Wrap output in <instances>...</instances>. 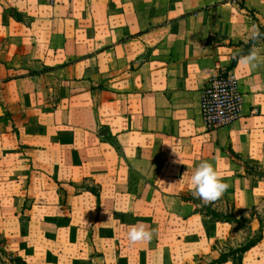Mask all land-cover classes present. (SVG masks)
<instances>
[{
	"label": "crops",
	"instance_id": "1",
	"mask_svg": "<svg viewBox=\"0 0 264 264\" xmlns=\"http://www.w3.org/2000/svg\"><path fill=\"white\" fill-rule=\"evenodd\" d=\"M250 12L264 24V0H0V254L195 264L216 242L239 245L235 225L198 212L190 177L213 162L228 187L208 203L235 219L264 202V179L229 153L264 167V63L232 68L233 123L210 129L202 112ZM137 224L150 241H129ZM243 264H264V231Z\"/></svg>",
	"mask_w": 264,
	"mask_h": 264
},
{
	"label": "trees",
	"instance_id": "2",
	"mask_svg": "<svg viewBox=\"0 0 264 264\" xmlns=\"http://www.w3.org/2000/svg\"><path fill=\"white\" fill-rule=\"evenodd\" d=\"M258 21V20H257ZM248 52H241L237 55L233 56V63L231 68L227 69L229 71L232 70V68L236 65L237 61L240 59L242 55H246ZM231 157L237 161H242L244 163V159L241 155L235 153L233 150L229 151ZM255 166H248L246 163H244L245 170L247 176L253 178V179H263L264 175V167L254 163ZM261 170V171H260ZM98 189L92 188V187H86L84 186L85 190H89L93 192L100 200V189L101 187L97 185ZM207 206V205H206ZM205 205H201V207L198 209V212L204 214L205 216L209 217L212 222H227L233 225L237 224H246L244 225L245 229L248 230L249 236L246 239L245 242L239 244L238 246H228L229 242L221 243L216 242L213 246L214 250L218 251L219 255L216 258H212L208 264H225L229 261L234 262V264H243V258L244 255L249 251L251 248L256 246L261 240L263 239V231H264V222L262 219H259L260 226L258 229H254L253 226L249 223L254 220V217L251 220H247L245 218L241 219H235L233 210L230 213H224L221 211L216 210L213 208V204L209 203L207 210H204ZM255 210V209H253ZM205 256H202L199 260L200 263L203 262V259ZM18 264H26L24 261L17 259Z\"/></svg>",
	"mask_w": 264,
	"mask_h": 264
},
{
	"label": "clouds",
	"instance_id": "3",
	"mask_svg": "<svg viewBox=\"0 0 264 264\" xmlns=\"http://www.w3.org/2000/svg\"><path fill=\"white\" fill-rule=\"evenodd\" d=\"M249 35L252 39H258L261 33L258 27L253 25ZM240 62L254 68L259 63H264V50L252 48L248 54L240 57ZM190 186L194 190L193 195L206 203L218 199L228 187L215 164L207 160L201 161L196 167L190 177ZM152 238L153 232L142 224L134 225L128 231V239L132 244L150 241Z\"/></svg>",
	"mask_w": 264,
	"mask_h": 264
},
{
	"label": "built area",
	"instance_id": "4",
	"mask_svg": "<svg viewBox=\"0 0 264 264\" xmlns=\"http://www.w3.org/2000/svg\"><path fill=\"white\" fill-rule=\"evenodd\" d=\"M241 95L236 82L227 69H220L204 91L202 112L210 129L225 127L239 116Z\"/></svg>",
	"mask_w": 264,
	"mask_h": 264
},
{
	"label": "rangeland",
	"instance_id": "5",
	"mask_svg": "<svg viewBox=\"0 0 264 264\" xmlns=\"http://www.w3.org/2000/svg\"><path fill=\"white\" fill-rule=\"evenodd\" d=\"M239 4H241V2ZM250 15H251V18L253 19V24L258 27V29H259V31L261 33V36L258 39L248 38L246 41L241 42L240 43L241 50L239 51V53H241V52H243V53L244 52H249L253 48V46L263 45L264 44V24L260 22V20L256 17V15L253 12H250ZM244 163H246L248 166H255V164L253 162L249 161V160H244ZM263 175H264V172H263ZM84 186L98 189L96 184H94L93 182H89V181L85 182L83 184V187ZM197 199H199V198L197 197ZM208 204L209 203H206V202L204 203V205H205L204 210H207ZM222 207L225 210L224 213H230V210H229L230 206L229 205L223 203ZM250 216H251L250 218L247 217L245 219H247V220L249 219L250 220V219H252L254 217L255 219H262V221L264 222V202L258 207V209H255V210L252 209L251 212H250ZM244 225H246V224L241 223V224L235 225V230H236L237 234L239 235L237 237V240L241 241L240 244L245 242L246 239L249 236V232H248V230L245 229ZM0 244H4L3 243V239H0ZM228 246L232 247V246H235V245H233L232 242L229 241ZM216 257H218V255L215 256V257H213V256H205V258L203 259L202 263H200V260H199L195 264H208L212 258H216ZM17 259L18 258L14 257L9 252H7V253L6 252H1V254H0V260L5 261L6 263H7V261L15 263V262H17Z\"/></svg>",
	"mask_w": 264,
	"mask_h": 264
},
{
	"label": "water",
	"instance_id": "6",
	"mask_svg": "<svg viewBox=\"0 0 264 264\" xmlns=\"http://www.w3.org/2000/svg\"><path fill=\"white\" fill-rule=\"evenodd\" d=\"M258 225H259V221H257V220L252 224L253 228H255Z\"/></svg>",
	"mask_w": 264,
	"mask_h": 264
}]
</instances>
